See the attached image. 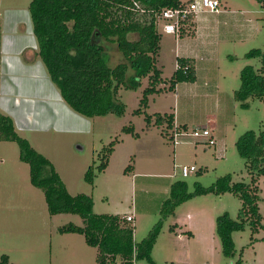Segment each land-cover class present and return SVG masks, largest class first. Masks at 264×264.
<instances>
[{"label": "rangeland", "instance_id": "1", "mask_svg": "<svg viewBox=\"0 0 264 264\" xmlns=\"http://www.w3.org/2000/svg\"><path fill=\"white\" fill-rule=\"evenodd\" d=\"M30 1L0 0V73L5 77H0V113L13 121L19 137L51 163L70 196L90 197L94 214L131 216L133 221L127 224L137 245L163 218L162 204L170 190L161 196L158 181L136 177L167 176L161 181L170 185L183 181L188 192L194 191L196 183L207 188L225 175H231L234 182L249 181L235 143L245 132L259 130L264 122V104L249 99L248 108L243 109L234 94L240 87L242 69L261 66L260 58L246 57L253 49L264 52V10L257 1L220 0V10L233 13L218 15V21L242 17L252 21L244 29L252 35L245 44L214 45L212 68L218 72L220 92L213 89L209 98L191 99L188 84L171 90L179 40L163 34L158 22L157 67L163 83L156 89L160 92L149 95L148 105L140 108L142 91L148 86V79L142 78L136 89L118 91L124 105L121 116L92 118L69 108L39 61L28 15ZM213 20L214 16L208 18ZM191 32L184 31L185 42ZM117 62L119 56L113 54V66ZM188 106L193 107L194 122L186 130L176 132L166 123L153 124L156 116H173L177 110L185 117L183 123H188ZM139 108L141 113L136 114ZM208 115L217 119V128L207 124L215 146H208L205 137L191 136L194 129H203ZM146 117L152 119L150 124ZM173 131L178 136L176 144L171 140ZM103 163L106 168L102 170ZM183 166H193L196 171L184 177ZM89 169L92 182L85 180ZM257 184L263 228L255 232L247 226L234 232L232 258L223 255L216 233L219 216L227 214L235 220L239 212V199L226 193L193 197L178 206L161 222L149 258L134 260L133 264H264V177ZM69 225L81 227L83 221L75 214H50L42 190L30 182L29 166L19 159L18 145L0 139V258L7 256L11 264H98V250L87 245L82 235L61 233L60 229ZM108 264H121V260L116 258Z\"/></svg>", "mask_w": 264, "mask_h": 264}, {"label": "trees", "instance_id": "2", "mask_svg": "<svg viewBox=\"0 0 264 264\" xmlns=\"http://www.w3.org/2000/svg\"><path fill=\"white\" fill-rule=\"evenodd\" d=\"M264 10V0H256ZM181 0H31L28 15L32 34L37 43V56L52 84L69 108L86 118L114 114L121 116L124 105L118 99L120 88L134 90L142 78L148 86L142 91L140 108L148 105V96L157 94L156 87L163 83L157 67L160 35L157 24L160 13L168 8L183 7ZM119 62L113 66L112 55ZM248 58H260L261 66H246L240 73V87L234 98L243 109L249 99L264 104V52L253 49ZM187 67V70H184ZM193 63L177 59V68L170 79L171 90L178 83L194 82ZM140 108L136 114L141 113ZM146 120L151 122L150 117ZM166 123L173 127V116H156L154 125ZM184 130H186L184 128ZM0 139L13 141L19 147V159L29 166L30 182L42 190L50 214H75L83 226L69 225L61 233H77L87 245L98 250V264H108L120 258L121 264L149 258L161 228V222L174 210L193 197L229 193L239 199L235 220L227 214L216 219V233L227 258L235 254L234 232L248 226L257 232L263 216L259 212L258 180L264 177V122L257 132L247 131L236 141L238 155L245 162L249 176L247 183L234 182L225 175L207 188L198 183L188 192L185 182L177 181L170 187L169 198L162 204V219L154 226L149 237L134 245L133 230L124 218L116 215H98L92 212L93 203L86 195L70 196L51 163L37 153L26 139L19 137L13 121L0 113ZM102 170L106 164L101 165ZM88 170L85 180L92 182ZM0 264H11L1 256ZM239 264V262H238Z\"/></svg>", "mask_w": 264, "mask_h": 264}, {"label": "crops", "instance_id": "3", "mask_svg": "<svg viewBox=\"0 0 264 264\" xmlns=\"http://www.w3.org/2000/svg\"><path fill=\"white\" fill-rule=\"evenodd\" d=\"M181 1L183 2V0ZM191 1L192 0H188L183 3L187 4V2L189 3ZM218 1L220 2L221 5V1L220 0ZM247 12L248 14L250 13V11ZM227 13L232 14L233 12L219 9L218 12L216 13H210V12L199 13L198 15L193 17L187 24H185L178 37H175L176 39L179 40V43L177 44L178 47L175 48L176 61L177 59L181 58V59H188L193 63V71L195 77L194 82L178 83L175 85V89H174L176 90V88L181 87V85L188 84V98L191 99L209 98L211 97L210 95L211 93H209L211 90L216 89L217 90L216 92L220 90L218 72H216V70L212 68L213 63L215 62L213 60L214 55L212 54H214L215 52L214 45H216L215 44L216 42L219 44L223 42V43H233V44L240 43L243 45L252 37L250 33H247L244 30L247 24H252L250 17L248 18V20H245L243 17L242 19L233 18L231 21H227V22L217 20L218 15L227 14ZM237 13H239L240 16L243 15L242 12H237ZM244 14H246V12ZM208 15L214 16V20L212 22L208 21V18L211 17ZM186 29H188V31L190 32L192 31L191 35H188L187 42H185V35L183 34ZM180 41H183V44H181ZM244 52L246 53L247 51ZM0 54H1L0 56H2V52H0ZM176 64L177 62H175L174 71L176 70ZM0 74H1L0 76L1 79H5L3 73ZM4 96L7 97V94H5ZM192 109L193 107L191 108V106L190 107L188 106V119H187L188 123H183L184 122L183 119L185 117H180L179 110H177L176 114L173 113V126H174L173 129H175L176 132L181 130V128H183V130L184 128L187 129V125L194 122V119L192 118L193 115H191L193 113ZM184 112L186 113L187 111L184 109ZM205 119H204L205 125H203V128L208 129L207 124H209L212 129L217 128V122H216L217 119L215 117L208 115L205 117ZM168 135L169 134L167 133V136ZM177 137L178 136L176 134L175 143L173 142L174 144H176ZM164 177L167 176L142 175L136 177V179L158 181L156 183H158L160 190L162 189L161 190L162 192L158 191V193L161 196L163 195L165 196L168 193L167 189L169 188L170 190L172 184L170 185L166 181L163 180L161 181V179H164ZM157 199H159V197ZM132 221L133 218L128 223H131Z\"/></svg>", "mask_w": 264, "mask_h": 264}, {"label": "built area", "instance_id": "4", "mask_svg": "<svg viewBox=\"0 0 264 264\" xmlns=\"http://www.w3.org/2000/svg\"><path fill=\"white\" fill-rule=\"evenodd\" d=\"M220 9V2L218 0H192L191 2L184 4L183 7L179 8H168L163 10L159 15V22L162 23V33L167 35H173L178 37L182 28L187 24L193 17L202 12L216 13ZM184 70H187L185 67ZM175 133L172 134L171 139L175 143ZM191 136L205 137L207 138L208 146H215L216 141L211 136L208 129H194L191 132ZM196 169L193 166L182 167V176H187L190 173H194ZM127 222L132 220L131 216L125 218Z\"/></svg>", "mask_w": 264, "mask_h": 264}]
</instances>
